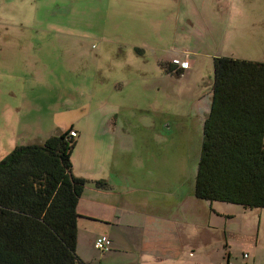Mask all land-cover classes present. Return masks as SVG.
Segmentation results:
<instances>
[{"label":"rangeland","instance_id":"rangeland-1","mask_svg":"<svg viewBox=\"0 0 264 264\" xmlns=\"http://www.w3.org/2000/svg\"><path fill=\"white\" fill-rule=\"evenodd\" d=\"M185 54L196 65L169 71ZM216 55L264 62V0H0V160L72 129L83 192L115 173L135 191L109 205L178 183L195 194Z\"/></svg>","mask_w":264,"mask_h":264},{"label":"trees","instance_id":"trees-1","mask_svg":"<svg viewBox=\"0 0 264 264\" xmlns=\"http://www.w3.org/2000/svg\"><path fill=\"white\" fill-rule=\"evenodd\" d=\"M213 66L195 196L264 208V62L216 56ZM71 130L0 160V264H83L77 205L86 180L72 174Z\"/></svg>","mask_w":264,"mask_h":264},{"label":"crops","instance_id":"crops-1","mask_svg":"<svg viewBox=\"0 0 264 264\" xmlns=\"http://www.w3.org/2000/svg\"><path fill=\"white\" fill-rule=\"evenodd\" d=\"M234 20L229 15L223 24ZM174 57L190 60L186 72L196 65L188 54ZM99 180L106 185L91 184L77 205L76 252L83 264H264V248L259 246L262 225L254 211L241 205L216 206L195 197L193 190L183 192L180 183L166 189L139 188L142 193L131 197L134 205H109L107 201L120 203V195L135 187L128 176L115 173ZM263 215L260 210L259 219ZM102 234L111 239L108 251L94 246Z\"/></svg>","mask_w":264,"mask_h":264},{"label":"built area","instance_id":"built-area-1","mask_svg":"<svg viewBox=\"0 0 264 264\" xmlns=\"http://www.w3.org/2000/svg\"><path fill=\"white\" fill-rule=\"evenodd\" d=\"M171 65L179 70H185L190 67V60L187 57H174L171 60ZM76 131L71 130L70 135L75 137ZM94 246L99 251H108L111 246V239L107 234H102L95 240ZM247 256V254H245Z\"/></svg>","mask_w":264,"mask_h":264}]
</instances>
